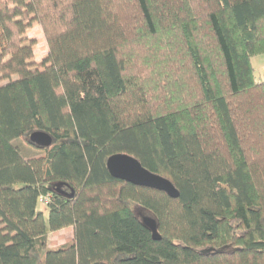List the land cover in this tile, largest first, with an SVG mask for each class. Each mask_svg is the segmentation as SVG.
I'll return each mask as SVG.
<instances>
[{
    "label": "trees",
    "instance_id": "1",
    "mask_svg": "<svg viewBox=\"0 0 264 264\" xmlns=\"http://www.w3.org/2000/svg\"><path fill=\"white\" fill-rule=\"evenodd\" d=\"M262 54L264 0H0V264H264Z\"/></svg>",
    "mask_w": 264,
    "mask_h": 264
},
{
    "label": "water",
    "instance_id": "2",
    "mask_svg": "<svg viewBox=\"0 0 264 264\" xmlns=\"http://www.w3.org/2000/svg\"><path fill=\"white\" fill-rule=\"evenodd\" d=\"M29 142L37 147L46 148L51 145V138L44 132H35L30 135ZM106 169L113 179L136 187L162 192L171 199L179 198L178 190L168 179L150 172L134 157L127 154L110 156L106 161ZM142 220L151 231L153 240H161L157 233L155 220L149 217H144Z\"/></svg>",
    "mask_w": 264,
    "mask_h": 264
},
{
    "label": "rangeland",
    "instance_id": "3",
    "mask_svg": "<svg viewBox=\"0 0 264 264\" xmlns=\"http://www.w3.org/2000/svg\"><path fill=\"white\" fill-rule=\"evenodd\" d=\"M28 39H34L37 42L35 46L34 54H35V61H40L41 58L46 54V44L44 42L43 34L39 27L32 28L27 33ZM251 65L253 68V75L255 81L261 82L264 81V54L257 55L251 59ZM20 148L23 155L27 158L37 157L44 154L41 150H36L30 146H28L24 141H16L15 142ZM37 208L43 212V216L45 221L47 222L48 219V210L45 204L38 203ZM72 233L67 230H62L56 233H49L48 235V244L50 247H58L64 244L66 241L71 239Z\"/></svg>",
    "mask_w": 264,
    "mask_h": 264
},
{
    "label": "built area",
    "instance_id": "4",
    "mask_svg": "<svg viewBox=\"0 0 264 264\" xmlns=\"http://www.w3.org/2000/svg\"><path fill=\"white\" fill-rule=\"evenodd\" d=\"M46 201H47L46 198H42V199H41V202H46Z\"/></svg>",
    "mask_w": 264,
    "mask_h": 264
}]
</instances>
